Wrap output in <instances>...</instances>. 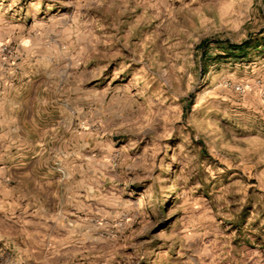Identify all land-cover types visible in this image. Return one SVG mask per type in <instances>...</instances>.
Segmentation results:
<instances>
[{
  "label": "rangeland",
  "instance_id": "rangeland-1",
  "mask_svg": "<svg viewBox=\"0 0 264 264\" xmlns=\"http://www.w3.org/2000/svg\"><path fill=\"white\" fill-rule=\"evenodd\" d=\"M0 264H264V0H0Z\"/></svg>",
  "mask_w": 264,
  "mask_h": 264
},
{
  "label": "trees",
  "instance_id": "trees-1",
  "mask_svg": "<svg viewBox=\"0 0 264 264\" xmlns=\"http://www.w3.org/2000/svg\"><path fill=\"white\" fill-rule=\"evenodd\" d=\"M209 41L205 40L203 41L199 47L200 48H204V47H207V43ZM227 55L228 56H231V57H246L247 55V52H246V49H247V42H242L241 44H230L227 46ZM207 53V52H205Z\"/></svg>",
  "mask_w": 264,
  "mask_h": 264
}]
</instances>
